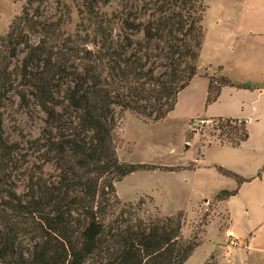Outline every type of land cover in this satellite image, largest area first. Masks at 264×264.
<instances>
[{"label": "trees", "instance_id": "obj_1", "mask_svg": "<svg viewBox=\"0 0 264 264\" xmlns=\"http://www.w3.org/2000/svg\"><path fill=\"white\" fill-rule=\"evenodd\" d=\"M24 1L0 36V264H186L198 242L183 214L120 199L144 167L121 162L116 133L126 112L158 123L175 110L199 73L204 0ZM229 84L212 97L210 82L208 101ZM13 112L38 118V136L8 133ZM234 122L239 147L247 122Z\"/></svg>", "mask_w": 264, "mask_h": 264}, {"label": "rangeland", "instance_id": "obj_2", "mask_svg": "<svg viewBox=\"0 0 264 264\" xmlns=\"http://www.w3.org/2000/svg\"><path fill=\"white\" fill-rule=\"evenodd\" d=\"M204 2L199 73L166 119L147 123L130 112L120 118L116 133L120 160L144 168L116 185L124 204L144 201L138 210L141 216L183 214L184 237L198 242L186 264H232L239 242L226 241V232L232 230L229 198L221 194L239 184L226 171L247 175L264 165V33L254 26L264 7L261 0ZM24 4L0 0V36L8 32ZM226 79L230 84L222 87L216 100L208 101L210 82L215 97ZM13 116L17 122L8 118V133L16 136L19 130L25 139L38 136V118L33 122L24 113ZM236 120L247 122L249 133L239 147L231 145V139L241 137Z\"/></svg>", "mask_w": 264, "mask_h": 264}, {"label": "crops", "instance_id": "obj_3", "mask_svg": "<svg viewBox=\"0 0 264 264\" xmlns=\"http://www.w3.org/2000/svg\"><path fill=\"white\" fill-rule=\"evenodd\" d=\"M260 5L264 7V0ZM261 13L254 26L264 33V15ZM247 121L251 122V119ZM238 176L243 180L231 189L238 192L226 201L228 227L239 242L232 264H264V165L258 166L253 173Z\"/></svg>", "mask_w": 264, "mask_h": 264}, {"label": "built area", "instance_id": "obj_4", "mask_svg": "<svg viewBox=\"0 0 264 264\" xmlns=\"http://www.w3.org/2000/svg\"><path fill=\"white\" fill-rule=\"evenodd\" d=\"M226 241L229 242L231 245H235L237 243L238 238L236 237L233 230H228L226 232Z\"/></svg>", "mask_w": 264, "mask_h": 264}]
</instances>
